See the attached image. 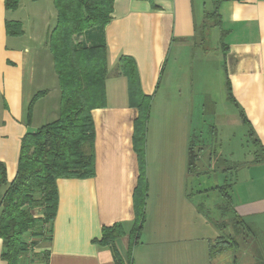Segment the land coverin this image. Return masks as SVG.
Masks as SVG:
<instances>
[{"label": "crops", "instance_id": "obj_1", "mask_svg": "<svg viewBox=\"0 0 264 264\" xmlns=\"http://www.w3.org/2000/svg\"><path fill=\"white\" fill-rule=\"evenodd\" d=\"M11 12L0 0V160L8 180L15 176L21 137L39 127L47 115L57 118L60 98L47 36L38 41L26 28L22 34H7L6 20L21 21ZM212 27L220 35L215 54L222 71L218 85L226 86L228 80L233 98L264 149V0H113L110 21L75 39L106 48L105 104L92 109L94 175L57 178L55 217L50 224H37L39 234H24L32 246L18 264H116L112 247L97 241L101 228L115 222L122 223L125 234L114 246L131 264H264L254 245L244 252L227 250L210 258L208 244L207 249L198 245L195 221L143 222L137 242L130 246L133 193L140 173L133 146L138 109L118 60L122 55L134 60L140 89L151 96L143 161L144 213L149 193L174 211L180 200L175 194L182 181L186 188L188 179L185 154L190 135H197L192 132L196 98L207 88L196 84V65L202 61L214 65L203 46L204 34ZM41 90L46 93L33 101L28 118L29 103ZM238 118L241 121L239 111ZM236 174L234 209L243 219L257 217L264 225V162L244 165ZM36 213L42 216L41 207ZM242 242L249 246L253 237ZM1 248L0 239V252ZM0 264H4L1 259Z\"/></svg>", "mask_w": 264, "mask_h": 264}, {"label": "trees", "instance_id": "obj_2", "mask_svg": "<svg viewBox=\"0 0 264 264\" xmlns=\"http://www.w3.org/2000/svg\"><path fill=\"white\" fill-rule=\"evenodd\" d=\"M18 2L5 0V6L15 9ZM53 4L56 10L55 25L48 32L46 43L60 90L58 116L23 134L12 180H8L6 166L0 160V259L4 264H18V258L32 246L24 239V234H39L36 228H41L37 224H50L54 219L58 203L57 178L92 177L95 171L92 109L105 104L106 48L104 44L86 46L75 39L83 31L95 26L104 27L110 21L113 0H53ZM5 28L10 35L22 32V24L18 20H6ZM118 67L127 77L129 96L136 101L134 105L138 109L133 126V146L140 162V173L133 193L134 221L129 232L131 246L137 242L145 219L147 183L143 161L151 96L141 91L135 62L130 56L122 55ZM226 89L228 100L237 107L241 121L248 127V137L254 146L253 158L229 161L220 153V143L215 135L207 142L202 134H191L187 146V178L205 174L211 167L222 173H233L244 165L264 162L263 146L243 109L233 98L228 80ZM45 93L46 90H41L33 95L28 106V118L31 117L33 101ZM232 186L230 179L211 188L221 194L226 201L225 206L231 208L232 216L213 223L220 230L225 227H230V230L222 231L209 241L210 258L237 249L240 246L237 235L244 234L243 240L248 235L246 232L254 234L250 225L234 209ZM35 206L41 207V217L36 216ZM231 227L237 228L236 232H231ZM124 234L122 223L115 222L103 226L101 237L97 240L100 245L112 247L116 264H131L130 260L126 262L122 259L114 246L115 240Z\"/></svg>", "mask_w": 264, "mask_h": 264}, {"label": "rangeland", "instance_id": "obj_3", "mask_svg": "<svg viewBox=\"0 0 264 264\" xmlns=\"http://www.w3.org/2000/svg\"><path fill=\"white\" fill-rule=\"evenodd\" d=\"M11 10H14L10 13L11 17L21 18L22 32L25 28L26 31L31 29L30 31L38 38V41L43 42L48 35L47 33L55 25L56 10L53 0H19L18 6ZM27 35L25 33L24 37H27ZM204 36L203 46L208 48V53L211 54L210 59L214 65L211 63L205 64L204 61L196 65L198 72L196 84H206L207 88L203 89L204 91L196 98L194 109L196 114L192 132L202 134L207 142L210 141L211 136L215 135L217 142L220 143V153L229 161L251 160L254 146L248 137V127L239 120L238 109L235 105L228 101L226 86L222 85L220 87L217 81L222 74L221 66L219 62H216L217 57L215 56L219 47V43H217L220 36L219 30L216 28L212 31L208 29ZM54 118L55 116L47 115L45 119L39 121L41 122L39 124L46 122V120L48 122L52 121ZM34 122L37 123L38 120H34ZM213 168H209L205 174L186 179V188L184 181H182L179 193L176 192L175 194L177 197L179 196L180 200L179 204L175 202L174 211L171 208H166L155 193H149L144 222L147 224L148 221H195L198 245H203V248L207 249L208 238L222 234V231L225 233L230 230V227L220 230L213 223L226 220L232 216V210L225 206L226 201L224 198L218 191L211 188L224 183V180L229 181L231 179L234 184L238 181L237 171L224 175L219 169ZM205 189H208V191H204ZM187 194L190 195L187 196L188 198L186 197ZM34 210L36 213L39 210L38 206H35ZM36 216H38L37 213ZM244 220L254 221L250 224V227L255 236L246 232L250 236L247 235L246 239L250 240L253 237V243L249 246H243L245 244L242 242L244 234H239L237 236L240 246L235 250L244 252L254 247V249L259 250L261 257L259 260L264 263V225L258 223L259 219L257 217ZM236 230L237 228L231 227V232H236ZM252 245L254 246L252 247Z\"/></svg>", "mask_w": 264, "mask_h": 264}]
</instances>
